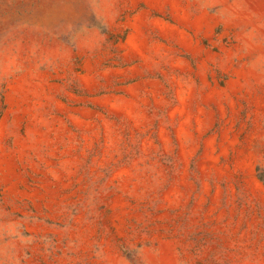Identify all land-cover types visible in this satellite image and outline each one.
<instances>
[{"label":"rangeland","instance_id":"1","mask_svg":"<svg viewBox=\"0 0 264 264\" xmlns=\"http://www.w3.org/2000/svg\"><path fill=\"white\" fill-rule=\"evenodd\" d=\"M0 264H264V0H0Z\"/></svg>","mask_w":264,"mask_h":264}]
</instances>
